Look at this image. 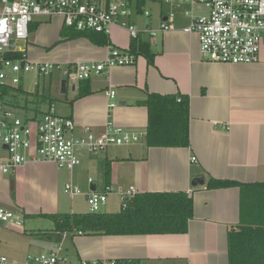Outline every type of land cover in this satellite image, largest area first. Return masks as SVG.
<instances>
[{
    "label": "crops",
    "instance_id": "1",
    "mask_svg": "<svg viewBox=\"0 0 264 264\" xmlns=\"http://www.w3.org/2000/svg\"><path fill=\"white\" fill-rule=\"evenodd\" d=\"M169 11L159 10L148 19L139 14L129 23L140 30L156 29ZM188 22L179 13L175 31L153 39L142 37L150 44L153 64L138 56L133 66L115 67L109 75L93 76L82 83H66L65 93L61 76L47 78L51 103L43 109L45 112L53 104L61 117L71 119L75 123L73 137L84 136L87 129L102 134L108 119L128 132L146 133L148 110L143 103L148 95L187 97L188 148L148 147L143 139L95 154L82 151L81 164L72 172L57 169L52 163H40L28 164L13 175L0 178V199L6 206L16 207L24 220L27 216L66 214L60 212L65 207L60 193L70 182L83 193L102 191L108 185L134 189L138 194L183 192L193 199L194 205L187 233L78 235L56 241L37 230L33 234L37 236L34 245L28 237L27 246L20 247L8 242L7 233L0 231L1 255L23 262L29 255L50 253L62 246L69 257L90 261L230 264V233L240 225V189L211 190L207 183L211 178L243 184L264 181V48L258 63H209L202 59L198 38L182 32ZM31 26L33 31L27 41L11 43V53H26L35 63H92L107 57L108 44L97 46L87 38H70L60 17L37 18ZM108 43L126 51L132 41L126 29L113 27ZM110 87L116 91L117 106L109 111L106 92ZM87 91L89 94L79 97V93ZM192 157L197 163H191ZM45 194L48 207L41 199ZM46 207L49 212L40 214ZM120 209V199L113 196L102 213ZM70 211L68 214L90 213L73 206ZM67 242L69 247H65ZM33 249L39 253H32Z\"/></svg>",
    "mask_w": 264,
    "mask_h": 264
},
{
    "label": "built area",
    "instance_id": "2",
    "mask_svg": "<svg viewBox=\"0 0 264 264\" xmlns=\"http://www.w3.org/2000/svg\"><path fill=\"white\" fill-rule=\"evenodd\" d=\"M171 5L159 27L140 30L129 20L137 15L148 19L151 13L138 9L137 0H0V96L2 89L19 86L27 74L39 78L59 75L66 83H79L93 76L109 75L113 68L133 66L138 56L130 49L122 51L108 43L107 57L92 63H35L26 53L9 58L13 41H27L30 27L37 18L60 17L65 28L77 32H93L111 36L113 27L129 33L131 41L150 39L176 30L178 14L182 10L188 24L182 32L198 38L202 59L221 65L258 63L264 48V0H151ZM202 12V13H200ZM108 109L116 108V91L106 92ZM180 101V98L178 99ZM75 123L61 117L55 105L41 116L20 117L18 112L0 99V178L13 175L28 164L52 163L57 169L72 172L81 164V153L102 152L110 147L128 146L145 139L146 133H133L108 119L102 134L89 129L84 136L73 137ZM191 163H197L196 157ZM93 180L89 179V184ZM64 193L74 198L84 196L90 213H102L110 197L120 199L121 209L138 192L134 189L105 186L102 191L83 193L72 182L65 185ZM24 229V218L5 207L0 199V228ZM82 235L81 233L77 236ZM67 235L65 234L64 237ZM0 264H139L131 261L74 259L66 255L62 246L50 253L29 255L18 262L0 254Z\"/></svg>",
    "mask_w": 264,
    "mask_h": 264
},
{
    "label": "trees",
    "instance_id": "3",
    "mask_svg": "<svg viewBox=\"0 0 264 264\" xmlns=\"http://www.w3.org/2000/svg\"><path fill=\"white\" fill-rule=\"evenodd\" d=\"M148 1L151 0H137L138 9L142 10ZM65 30L71 33L70 38H87L97 46L108 44V38L103 34L77 32L68 28ZM32 31L31 26L30 32ZM130 52L145 57L149 64L154 63V54L148 42L140 39L133 41ZM8 57L15 59L19 54H9ZM87 94L89 91L79 93V97ZM39 97L37 101L29 102L21 87H12L2 89L0 99L7 106L22 110V113L33 112L38 116L44 112L42 105L51 103L48 95L43 94ZM143 105L148 110L145 137L148 147L190 146L187 97L148 95ZM106 174L108 178V170ZM226 188L240 189V225L230 233V264H264V181L243 184L211 178L207 183V189ZM193 214V199L186 193L179 192L138 194L128 202L125 209H120L116 213H66L41 216L53 223L54 227L49 236L58 241L62 240L65 234L74 237L79 233L89 236L181 235L187 233L189 220Z\"/></svg>",
    "mask_w": 264,
    "mask_h": 264
},
{
    "label": "rangeland",
    "instance_id": "4",
    "mask_svg": "<svg viewBox=\"0 0 264 264\" xmlns=\"http://www.w3.org/2000/svg\"><path fill=\"white\" fill-rule=\"evenodd\" d=\"M142 9L144 11H148L149 13L152 14V16H154L159 10L169 11L170 9H172V7L171 5H168L166 3L160 4V3L153 2V1H148ZM176 12L177 14L181 13L182 15V10H176ZM46 79L47 78L37 77L35 73L27 74L26 76L23 77L21 88L26 93V97L28 98L29 102L37 101L40 98L39 95L45 94L46 96L47 95L49 96V91H48V86H47L48 79L47 80ZM14 87H18V86H14ZM44 107H45V104L42 105V108ZM18 115L20 117H25L30 114L18 112ZM41 199L44 201L45 206L48 207L49 200L46 198V194L43 195ZM60 199L62 201V205H65L64 208L63 207L61 208V211H60L61 213H70L71 212L70 209L72 210V206L76 208L77 210L79 209L86 210V212H88L89 210L88 204L83 197L79 196L76 198H72L69 195L65 194L64 191H62L60 193ZM5 207L16 214L18 213V209L16 207H13L11 205H7V206L5 205ZM48 212L49 211L47 208V209H43L42 213L40 214H46ZM104 213H107V212L104 210ZM39 216L40 215H36L34 217L27 216L26 220H24V229L21 231L5 230V229H2V230L0 229V231H4L3 233H7L6 235L8 238V242L10 241L11 244H18L20 247H26L28 244L27 240L31 239V242H32L31 245H34L37 239V236H35L37 234V230H41L44 233L49 234L52 232L53 227H54L53 223L49 219H46L45 217H42V216L39 217ZM24 231L26 232L25 235L20 234V233H23ZM28 237H31V238H28ZM1 247H3V245H1ZM65 247H69L68 242L65 243ZM33 250L35 251H32V253H39L37 249H33ZM4 253L7 255L10 254L7 251H4Z\"/></svg>",
    "mask_w": 264,
    "mask_h": 264
},
{
    "label": "water",
    "instance_id": "5",
    "mask_svg": "<svg viewBox=\"0 0 264 264\" xmlns=\"http://www.w3.org/2000/svg\"><path fill=\"white\" fill-rule=\"evenodd\" d=\"M66 88H67V87H66V82L63 81V83H62V92H63V93H65ZM4 225H5L4 223H1V226H2V227H4Z\"/></svg>",
    "mask_w": 264,
    "mask_h": 264
}]
</instances>
